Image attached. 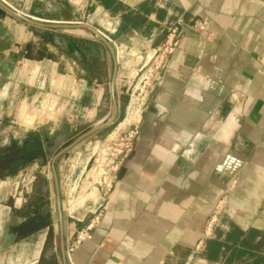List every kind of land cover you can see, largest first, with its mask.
<instances>
[{
    "label": "crops",
    "instance_id": "obj_1",
    "mask_svg": "<svg viewBox=\"0 0 264 264\" xmlns=\"http://www.w3.org/2000/svg\"><path fill=\"white\" fill-rule=\"evenodd\" d=\"M58 1L49 0L48 14L32 9L36 17L12 9L60 27L25 22L0 6V53L25 36L24 26L2 24L6 13L51 28L52 59L28 61L45 75L82 80L81 103L93 116L69 133H50L62 135L44 154L53 174L39 177L31 195L43 200L52 230L45 255L54 254L57 264H264V0ZM179 19L206 20L210 38L184 32L141 110L138 137L112 187L66 206L91 161V137L124 117L134 72ZM22 41L20 52L38 42ZM5 75L16 80L10 66ZM221 198L226 213L206 238L205 223ZM0 207V264H36L49 227L17 239L11 207ZM98 211L91 237L71 252L70 263L71 236Z\"/></svg>",
    "mask_w": 264,
    "mask_h": 264
},
{
    "label": "rangeland",
    "instance_id": "obj_2",
    "mask_svg": "<svg viewBox=\"0 0 264 264\" xmlns=\"http://www.w3.org/2000/svg\"><path fill=\"white\" fill-rule=\"evenodd\" d=\"M5 1L19 12L32 17H36L32 14V9L38 12L41 10L44 14H48L51 11L49 0ZM62 1H65L66 4L69 3V0ZM0 14V19H4L2 18V14L4 13L0 11ZM5 15L8 20L7 22L1 23H8V28H11L12 25L24 26L23 32L25 36L20 37L18 34V47L6 45L7 47H2L0 53V62H3L2 65L0 64V148L13 149L19 145L17 144L18 142L25 140L32 141V134L36 132H44L48 137L51 136V132L58 131V129L61 132L69 133L73 128L87 125L93 116L90 113V109L87 108L88 106H83L81 103L85 89L83 81L80 79H71L68 81L67 74H64L63 77L61 76V79H58V75L53 74L51 70H48V74L45 75L41 72V68L37 62H29L28 59L17 60L16 57L20 54L19 46L23 44L24 41L22 40L24 38L36 41L41 40V38L36 34L35 28L37 29V27L34 26L32 28L30 24L14 19L8 13ZM41 19L43 21L51 20L50 17ZM9 23L12 25L10 26ZM98 23L101 24L100 21ZM10 30L14 31L16 29L12 28ZM17 32H19L18 28ZM8 38L13 39L15 37L11 35ZM47 48L51 52L53 47L48 43ZM5 62L9 64L7 66L8 68L4 66ZM9 66L11 69H14L16 76V80L12 82H10L11 80L9 78H6L8 75H5L9 73ZM134 82L132 81V84ZM124 117L91 137V161L84 174L76 183L74 193L71 192L72 194L66 197V206H75L78 200L83 199L84 196L87 197L88 192L90 193L91 190H94L93 187L97 186L95 182L98 181V167L97 163L94 162V158H97L98 163H101L102 158L106 156V151L101 150V144L112 141L116 136L120 138L124 135L128 129L127 123L123 122ZM44 169L47 170V164L45 162L41 166L39 162L31 161L24 166V169L22 168L13 174H6L4 177H1L0 206H9L12 203L11 206L15 208H25L20 194L26 189H33V185L38 180L39 170ZM49 178H51V175H49ZM95 192L93 191V196ZM99 193H101L100 189ZM99 193L97 194L99 195ZM74 197L79 198L74 199ZM17 201L20 203H17ZM0 209L2 208L0 207ZM10 214L9 218L12 220L10 222L15 224L20 222V217L13 215L12 212ZM0 216L5 217L2 212ZM2 233L4 231L0 227V235Z\"/></svg>",
    "mask_w": 264,
    "mask_h": 264
},
{
    "label": "built area",
    "instance_id": "obj_3",
    "mask_svg": "<svg viewBox=\"0 0 264 264\" xmlns=\"http://www.w3.org/2000/svg\"><path fill=\"white\" fill-rule=\"evenodd\" d=\"M2 2L12 8V6L6 1ZM185 31L195 33L200 39L210 38V31L206 20H196L190 24H184L180 19L170 24L167 27V32L164 41L156 47L150 57L143 63L140 68L134 72L133 84L131 83V89L129 91L128 104L126 106L124 123H127L128 129L124 135L120 138L117 136L110 142H103L101 144L102 149L106 151V156L102 158L101 163H98V159L94 158V162L97 163L98 181L95 183L97 186L93 187L92 191L101 190V194H106L112 187L116 179L117 167L130 153L133 145V141L138 137V119L141 110L146 105L149 95L162 81L163 71L168 63L169 56L179 45V41ZM101 33V31H99ZM90 184L88 185L89 189ZM27 189L22 191L21 194ZM20 194V195H21ZM20 199V198H19ZM226 202L224 198H221L213 210L210 217L205 223L204 235L206 238H210L214 234V229L218 225L222 216L225 215ZM101 211H98L94 218L90 220L83 228L74 232L68 243L65 256L71 263L70 254L79 246V244L91 237V229L98 222Z\"/></svg>",
    "mask_w": 264,
    "mask_h": 264
},
{
    "label": "trees",
    "instance_id": "obj_4",
    "mask_svg": "<svg viewBox=\"0 0 264 264\" xmlns=\"http://www.w3.org/2000/svg\"><path fill=\"white\" fill-rule=\"evenodd\" d=\"M37 35L41 38L37 43L36 42H28L24 45L23 51L20 52L19 56L23 57L28 60H42V59H52V53L49 52L47 48V44H52L54 39V34L51 31V28H45L43 30L36 29ZM35 133L32 134L33 137H35ZM11 212L13 215H16L21 218L20 222L15 226L11 227V231L16 234L17 239L25 238L32 233H35L36 231H39L45 227H49V218L46 213H44V202L41 199H34L29 206V209H27V206L25 208H15L11 206ZM53 242L52 237V230L49 227L48 232L46 234L43 248L40 254V257L36 264H57V258L54 254L45 255V253L51 248ZM213 245L217 247V244L215 242L209 241L208 244Z\"/></svg>",
    "mask_w": 264,
    "mask_h": 264
},
{
    "label": "flooded vegetation",
    "instance_id": "obj_5",
    "mask_svg": "<svg viewBox=\"0 0 264 264\" xmlns=\"http://www.w3.org/2000/svg\"><path fill=\"white\" fill-rule=\"evenodd\" d=\"M58 133H52L51 136L47 137L44 132H36L35 137L32 136V141L18 142L19 145L13 149L0 148V178L6 174H13L22 168L24 169V166L31 161L39 162L43 166L44 154L53 152L56 149V143L62 138V135ZM55 152L57 154V150ZM38 173V178L52 175L51 163L47 166V170H39ZM31 195L32 189L21 194L23 206H27L33 201L34 198Z\"/></svg>",
    "mask_w": 264,
    "mask_h": 264
},
{
    "label": "water",
    "instance_id": "obj_6",
    "mask_svg": "<svg viewBox=\"0 0 264 264\" xmlns=\"http://www.w3.org/2000/svg\"><path fill=\"white\" fill-rule=\"evenodd\" d=\"M0 6L3 7L8 13H10V14L22 19L23 21L28 22V23H32V24L39 25V26H45V27H60V26H63L62 23H58V22H37L33 18L26 17V16L22 15L21 13L13 10L12 8L6 6L1 0H0ZM61 9H62V11L67 12V9L64 6H62ZM69 20H70L69 17L64 19V21H66V22H68ZM80 25L84 26V27H88V28H90V29L95 31V28L92 27L91 25H89L86 22L85 23H81ZM96 32L98 33V36L102 37V34L99 31H96Z\"/></svg>",
    "mask_w": 264,
    "mask_h": 264
}]
</instances>
